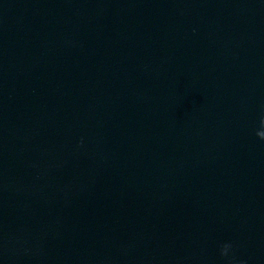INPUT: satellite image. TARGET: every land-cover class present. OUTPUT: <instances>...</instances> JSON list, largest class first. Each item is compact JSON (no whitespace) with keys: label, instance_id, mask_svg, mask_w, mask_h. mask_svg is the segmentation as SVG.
Here are the masks:
<instances>
[{"label":"water","instance_id":"95a60500","mask_svg":"<svg viewBox=\"0 0 264 264\" xmlns=\"http://www.w3.org/2000/svg\"><path fill=\"white\" fill-rule=\"evenodd\" d=\"M262 133L264 0H0V264H264Z\"/></svg>","mask_w":264,"mask_h":264},{"label":"clouds","instance_id":"9594fccd","mask_svg":"<svg viewBox=\"0 0 264 264\" xmlns=\"http://www.w3.org/2000/svg\"><path fill=\"white\" fill-rule=\"evenodd\" d=\"M260 139L264 140V133L260 134ZM230 245H224L221 251L222 256H227L229 251Z\"/></svg>","mask_w":264,"mask_h":264}]
</instances>
